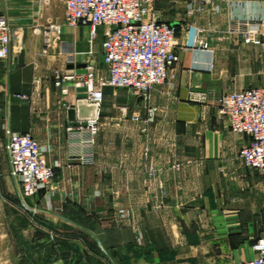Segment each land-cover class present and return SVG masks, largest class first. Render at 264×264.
Returning <instances> with one entry per match:
<instances>
[{"label":"crops","instance_id":"0c3cea01","mask_svg":"<svg viewBox=\"0 0 264 264\" xmlns=\"http://www.w3.org/2000/svg\"><path fill=\"white\" fill-rule=\"evenodd\" d=\"M256 2L264 0L157 1L156 19L178 29L179 60L146 98L105 87L94 160L79 164L67 131L78 120L69 113L78 91L68 83L63 95L56 72L78 71L71 63L102 67L105 28L65 32L57 0H0L14 29V50L0 60V188L10 172L7 130L31 132L60 163L48 188L26 199L36 214L20 202L21 224L11 232L18 264H225L256 255L264 174L240 155L249 136L217 112L223 93L264 86V41L247 44L230 30L232 17ZM51 22L62 32L47 45ZM194 35L209 49L191 46Z\"/></svg>","mask_w":264,"mask_h":264},{"label":"built area","instance_id":"2783aa9c","mask_svg":"<svg viewBox=\"0 0 264 264\" xmlns=\"http://www.w3.org/2000/svg\"><path fill=\"white\" fill-rule=\"evenodd\" d=\"M50 5L53 0H39ZM64 6L66 22L72 26L85 25L95 35L99 27L105 28L102 67L87 62L84 72L57 71L63 95L69 92V84L84 87L89 103L100 109L105 98V87L123 88L133 95L148 97L157 85L164 84L170 70L179 60L177 51L178 29L154 15L159 0H57ZM195 7H188L193 15ZM230 30L247 44L264 41V2H256L255 10L237 13L232 17ZM62 26L51 22L45 32L47 45L57 40ZM196 34V33H195ZM14 29L5 15H0V60L8 59L13 52ZM53 38V39H52ZM191 46L209 49V43L194 35ZM69 83V84H68ZM27 98L26 94H18ZM155 110V109H154ZM218 115L228 120L234 132L246 134L250 141L240 155L247 167L264 174V86L228 91L221 95ZM99 115V110H98ZM71 144V159L82 164L92 163L96 137L100 131L99 117L71 122L67 126ZM5 145L10 173L21 186V205L24 210L36 214L26 199L48 188L56 176L58 161L51 162L46 148L31 132L7 130ZM255 256L234 260L225 264H264V237L253 245Z\"/></svg>","mask_w":264,"mask_h":264},{"label":"rangeland","instance_id":"374dc122","mask_svg":"<svg viewBox=\"0 0 264 264\" xmlns=\"http://www.w3.org/2000/svg\"><path fill=\"white\" fill-rule=\"evenodd\" d=\"M72 27L73 26L70 24H65V32L70 33ZM5 151H6V147H5ZM6 157L8 159V155ZM2 160H4V158H2ZM78 163L82 164L80 163L79 160ZM8 180H10L11 183H8ZM5 190L6 191L4 192L3 187L0 188V196L7 197V213L5 215L0 214V264H18L17 261L18 253L13 251V245L16 243L18 244L19 237L18 235H13L11 232L14 233V231H16V228L19 229V225L21 224L19 214H20V202L22 196H21L20 183L18 182L17 178H15L10 172H9V176H7V188ZM25 211H27L30 215L31 213L30 211L24 210L23 212ZM6 229H7V237H3V233H5ZM6 243H7V252H3Z\"/></svg>","mask_w":264,"mask_h":264},{"label":"water","instance_id":"95a60500","mask_svg":"<svg viewBox=\"0 0 264 264\" xmlns=\"http://www.w3.org/2000/svg\"><path fill=\"white\" fill-rule=\"evenodd\" d=\"M78 68L77 73H83L85 64L79 63V64H74L71 63L69 65L70 69L73 68ZM86 89L84 87H78V98H77V103L74 108L70 110V118L71 120H82L84 124H86V120L88 119H94L98 117V110L99 107L97 104L94 103H89L86 99V93H84Z\"/></svg>","mask_w":264,"mask_h":264}]
</instances>
